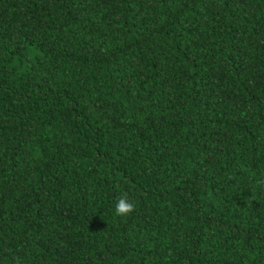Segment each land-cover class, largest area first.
Instances as JSON below:
<instances>
[{"label": "trees", "instance_id": "1", "mask_svg": "<svg viewBox=\"0 0 264 264\" xmlns=\"http://www.w3.org/2000/svg\"><path fill=\"white\" fill-rule=\"evenodd\" d=\"M0 264H264V0H0Z\"/></svg>", "mask_w": 264, "mask_h": 264}, {"label": "clouds", "instance_id": "2", "mask_svg": "<svg viewBox=\"0 0 264 264\" xmlns=\"http://www.w3.org/2000/svg\"><path fill=\"white\" fill-rule=\"evenodd\" d=\"M135 211V204L129 200L127 194H123L119 197L116 207L115 213L118 216L125 217L131 215Z\"/></svg>", "mask_w": 264, "mask_h": 264}]
</instances>
